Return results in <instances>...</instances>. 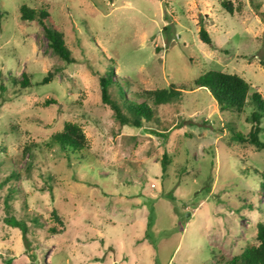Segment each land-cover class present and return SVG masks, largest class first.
<instances>
[{"label": "rangeland", "instance_id": "rangeland-1", "mask_svg": "<svg viewBox=\"0 0 264 264\" xmlns=\"http://www.w3.org/2000/svg\"><path fill=\"white\" fill-rule=\"evenodd\" d=\"M221 1L0 0V181L18 172L0 186V264H225L255 242V224L264 222V194L257 200L253 192L264 148L231 136L254 126L249 95L264 100V0H229L231 14ZM20 5L49 13L73 63L47 47L36 17L20 19ZM199 25L211 45L199 40ZM104 67L125 99L148 101L150 120L119 124L101 102ZM208 70L249 84L241 111L219 108L194 85ZM47 71L51 79L35 84ZM21 74L30 86L9 85L8 76ZM170 84L180 91L170 103L138 95ZM65 121L83 131L81 159L49 142ZM257 126L264 142V116ZM11 214L43 223L27 222L31 258L19 229L4 221ZM50 226L62 230L51 234Z\"/></svg>", "mask_w": 264, "mask_h": 264}, {"label": "trees", "instance_id": "trees-1", "mask_svg": "<svg viewBox=\"0 0 264 264\" xmlns=\"http://www.w3.org/2000/svg\"><path fill=\"white\" fill-rule=\"evenodd\" d=\"M220 6L230 14L233 11L229 0H222ZM19 17L24 21L34 20L36 17L37 21L41 24L43 34L47 39V47L65 63L69 64L74 62V59L70 56V52L64 44L62 32L54 24L53 19L44 8L35 10L32 8L30 9L25 5H20ZM197 35L200 41L211 45L209 34L202 25H199ZM259 63L262 69H264V60H259ZM104 68L106 69L98 76L101 102L112 109L113 115L119 124L140 127L142 120H150L153 117V111L148 101L144 100L136 102L135 100L125 99L122 95L125 91L124 85L122 86L121 82H118L116 79L112 80L111 78L114 74L107 67ZM21 75L22 79L19 81L8 76L7 81L9 85L13 86L18 84L21 88L30 86L27 77L24 74ZM51 77L52 73L47 71L39 81L35 82V84L46 83ZM193 82L196 87L206 88L221 109L228 108L239 112L243 109L248 100L249 84L236 73L208 70L197 76ZM125 85H129L128 81L127 83L125 81ZM0 88L3 89L2 85H0ZM111 89L114 90V95L111 94ZM179 92L180 91L176 90L173 84H170L166 88L143 90L138 93V95L140 96L144 94L154 106H158L170 103L173 99L178 97ZM249 97V100L253 103L254 107L249 114V120L254 126L245 136L236 132L232 134L231 137H233L234 140L252 144L257 149L264 148V142L257 138V132L260 129L257 124L260 117L264 116V100L261 98L259 92L256 91L252 92ZM122 108H125L127 114L122 112ZM49 142L50 144L57 145L58 149L65 153L67 158L75 160L81 159L84 154L83 151L87 148L85 136L80 125L71 121L63 122L61 129L50 135ZM169 162L170 160L167 158L166 154H163L160 160L161 165L164 166ZM17 177L18 172L11 170L6 176H3V179L0 181V186L6 184L10 179H16ZM257 184L258 185L253 192L255 198L258 200L259 197L264 194V174H259ZM12 194L13 186H10L8 194H6L3 200V204L6 208H10V201L13 200ZM247 206L251 207L252 203L249 202ZM50 215L59 224L64 220L62 215H60L55 208L50 210ZM25 216L24 219H17L11 214L8 218H5L4 221L19 229L28 256L31 258L33 257V249L29 248V246L34 242H30L29 238L26 236L28 230L27 222L39 227H43V223L39 220L38 216ZM61 230L62 229L55 226L46 228V231L51 234L60 233ZM253 238L255 242L245 244L237 254L225 259V264H264V222H256Z\"/></svg>", "mask_w": 264, "mask_h": 264}]
</instances>
